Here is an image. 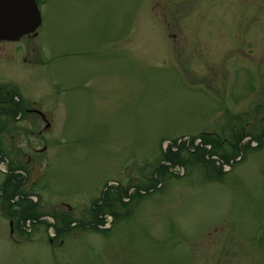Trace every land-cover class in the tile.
I'll list each match as a JSON object with an SVG mask.
<instances>
[{"label": "rangeland", "instance_id": "374dc122", "mask_svg": "<svg viewBox=\"0 0 264 264\" xmlns=\"http://www.w3.org/2000/svg\"><path fill=\"white\" fill-rule=\"evenodd\" d=\"M36 3L17 68L38 72L19 80L53 120L9 124L0 195L19 165L40 217L0 208V264H264V0ZM203 132L216 154L244 148L220 182L192 159L156 175L172 140Z\"/></svg>", "mask_w": 264, "mask_h": 264}, {"label": "flooded vegetation", "instance_id": "af4514ba", "mask_svg": "<svg viewBox=\"0 0 264 264\" xmlns=\"http://www.w3.org/2000/svg\"><path fill=\"white\" fill-rule=\"evenodd\" d=\"M37 36V33H31L22 36L18 40L0 38V69H3L4 64L5 69L9 66V70L16 75V79H9L6 77L0 78V155H2L8 148L5 141L7 134L10 131L9 124L21 122H42L44 124H49L53 120L52 113L49 110L44 109L46 105L42 102L38 103V100L34 98V94L40 90L39 86L32 82L31 84L24 82L23 79L21 81L19 80L20 71L28 81L39 75L38 72L27 70L24 67L17 68V65L21 64V57L19 56L20 47L22 48L24 44H26L27 47L32 45L34 42L33 40L37 38ZM40 52L41 50L36 45V48L32 49L27 57L24 56L22 62L25 64L27 62L30 64L34 63L32 60L37 61V58H40ZM29 56H31V59ZM43 63H45L44 60L41 64ZM55 85H53V88H56ZM210 135L213 138L216 137L214 133H210ZM10 137L13 138V134H11ZM8 167L13 169V171L10 172L11 170L8 169L10 170L9 174L12 176L5 178L3 181V184L7 185H5V193H1L0 195V208L2 211L4 210L6 218H9L10 216V219L15 220L14 216H18L19 212L25 207H23L22 205L24 204L21 203L22 198H20V196L22 195L15 193L12 198H10L9 195L18 191L22 186V181H20L19 178L22 177V175L18 172L19 165L16 166V168ZM9 223L12 224L13 221L10 220Z\"/></svg>", "mask_w": 264, "mask_h": 264}, {"label": "trees", "instance_id": "16d2710c", "mask_svg": "<svg viewBox=\"0 0 264 264\" xmlns=\"http://www.w3.org/2000/svg\"><path fill=\"white\" fill-rule=\"evenodd\" d=\"M242 136V135H241ZM199 139L200 142L194 146L193 142L195 139ZM164 141V140H162ZM180 141V142H179ZM258 141V146L256 147V149H259V147H261L263 141H264V133L257 139ZM172 146L176 147V150H174L173 147L168 148L167 150H165V152H163L162 154V160L158 163V166L156 167V175L158 176L159 173H161V171L163 172L162 175H166L168 173V175H172V177L176 176V174L174 175V173H169L173 167H175L176 165H181L182 168L185 169L186 165H191L193 164V162L190 160H195L196 162L200 163V165L204 168L205 171V175L207 178H209V180H214L216 179L217 181L222 180L223 175L225 174L224 170H223V165H227L230 164V161L232 159V164L235 162L236 158H239L241 152L243 151L244 148H242V146L238 145L237 143H239V139H237L236 142V147L234 148V150L232 151L231 148L230 149V155L226 156L225 154H223L222 152L216 154V152L213 150V137L206 132L201 133L200 135H198L197 137H191L189 138L187 141H181V140H172ZM209 146V147H208ZM245 147H249V144L246 145ZM242 150V151H241ZM188 153V157L187 158H183L181 159V156L183 153ZM215 155H218L217 160L212 158ZM10 170H12L11 168H8ZM214 172V175L209 177L207 174V172L209 171ZM161 180H163L164 177H162L160 175ZM158 181V180H157ZM160 182V181H159ZM5 185L7 184H3V189H1V193H3L2 191L5 190ZM158 185V183L154 184L153 188H148L146 190H144V192H149V191H153L154 189H156V186ZM141 189H139L138 187L133 188V195L130 197H128V202L124 203L125 205H128L134 198L136 199H140L141 197V193H140ZM16 192H14L13 194L9 195L10 198H12L15 193L18 194ZM29 204H33V201H29ZM20 212V214H18V221L21 222V224H23L25 221H30L31 223H33L34 221H37L39 219V214H37L34 210L33 207H25L24 209H22ZM118 217V215H117ZM11 218V217H10ZM117 219V218H114ZM104 220H99L97 219L96 222H98L97 224H100V226H103ZM62 227H67L62 226ZM103 232V231H102Z\"/></svg>", "mask_w": 264, "mask_h": 264}, {"label": "water", "instance_id": "95a60500", "mask_svg": "<svg viewBox=\"0 0 264 264\" xmlns=\"http://www.w3.org/2000/svg\"><path fill=\"white\" fill-rule=\"evenodd\" d=\"M41 25L36 0H0V38L18 40Z\"/></svg>", "mask_w": 264, "mask_h": 264}]
</instances>
